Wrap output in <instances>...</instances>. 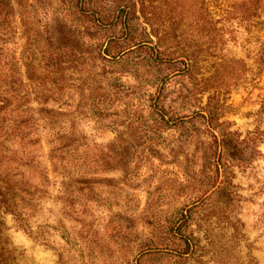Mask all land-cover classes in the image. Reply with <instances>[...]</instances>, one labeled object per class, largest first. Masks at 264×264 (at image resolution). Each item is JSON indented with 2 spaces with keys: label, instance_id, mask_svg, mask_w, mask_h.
I'll use <instances>...</instances> for the list:
<instances>
[{
  "label": "rangeland",
  "instance_id": "374dc122",
  "mask_svg": "<svg viewBox=\"0 0 264 264\" xmlns=\"http://www.w3.org/2000/svg\"><path fill=\"white\" fill-rule=\"evenodd\" d=\"M0 0L5 264H264V11Z\"/></svg>",
  "mask_w": 264,
  "mask_h": 264
},
{
  "label": "trees",
  "instance_id": "16d2710c",
  "mask_svg": "<svg viewBox=\"0 0 264 264\" xmlns=\"http://www.w3.org/2000/svg\"><path fill=\"white\" fill-rule=\"evenodd\" d=\"M235 10L243 17L244 19H248L252 16H257L262 11H264V0H234L233 2ZM264 56V55H262ZM262 63L264 64V59H262ZM2 105H0V108ZM1 151V150H0ZM8 199L5 196V193L0 189V208L7 210L9 207ZM4 247L1 242V221H0V264H5L4 255Z\"/></svg>",
  "mask_w": 264,
  "mask_h": 264
}]
</instances>
